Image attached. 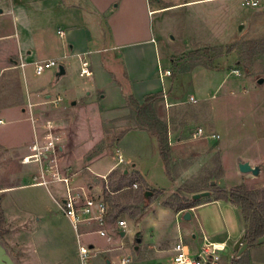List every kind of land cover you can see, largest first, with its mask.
I'll list each match as a JSON object with an SVG mask.
<instances>
[{"label":"crops","instance_id":"crops-1","mask_svg":"<svg viewBox=\"0 0 264 264\" xmlns=\"http://www.w3.org/2000/svg\"><path fill=\"white\" fill-rule=\"evenodd\" d=\"M234 4V0H0V74L11 72L16 78L15 87L7 85L6 81L1 83L0 89H3L4 93L0 94V98L5 99L0 101V128L13 125L15 128L11 130L13 134L14 132L20 134V137L17 136L19 140L15 139L16 144L9 146L0 141V147H3L7 154L13 150H21L20 154L27 158L26 160L33 158L32 168L27 173L28 177L34 174L39 164L33 145L35 140H39V134H43L44 131V124L39 116L35 117L34 114L41 116V112L50 110L53 117L49 122L52 123L59 152L65 151V139L66 144L71 147L69 158L67 157L69 168L76 170L84 168L85 178H82L86 180L88 177L89 179L95 177L97 181L77 187L76 183L80 180L78 174L64 173L63 176L68 177L74 191L80 190L79 194L84 198L104 200L105 195L111 190L110 175L114 172L124 174V171H127V174H124L126 177L134 174L150 188L161 191L147 209L145 208L142 219L125 230L117 227L118 220L115 224L104 220L103 225L106 228H100L96 221L80 217L78 224L83 233L93 231L98 233L102 229L105 234H98L105 238L108 244L104 252L94 244H88L92 250L87 264H90L89 261L92 264H110L115 260L120 261L122 257H130L132 264H136V261H143L146 264H171L173 246L179 240L188 243L193 250L198 246L201 238L192 233V228L186 226L181 232L178 227L177 220L184 211L175 213L163 204L170 194L179 188L183 178L197 176L209 166L206 160L211 158L213 153L208 151L196 154L190 166L182 170L178 178L171 180L159 156L155 138L146 131L133 128L128 99L133 97L142 104L148 95L162 93L163 98L167 97L166 81L169 74L166 75L165 72H169V65L161 61L156 46L154 15L159 16L160 24L164 22L167 25L168 21L173 19L165 17L161 19L163 13L183 11L187 20L186 25H190L193 17H201L203 12L210 11L212 14L210 17L216 21L215 27L222 26V32L229 33L234 26ZM45 61H55L57 66L36 74V64ZM84 62L88 64V74L81 75ZM60 67L63 68L64 74L58 77ZM35 74L43 75L37 84L32 81ZM75 78L80 81L77 82ZM81 78H86V81ZM222 83L219 82L214 92L220 89ZM49 85L54 86L51 90L56 91V100H49L52 96L45 89ZM5 96L11 99L6 100ZM210 124L211 133L208 134L199 127L192 135L200 129L204 135L201 139L216 140L211 138L212 135H216L218 128L213 110ZM167 125L172 154L175 145L181 144L180 136L183 129L181 126L171 129L169 123ZM109 131L120 133L126 131L121 139L114 143V155L90 157L93 148L103 139L105 133L110 134ZM70 136L74 139L73 144L69 145L67 138ZM130 138L139 141L132 151L123 144ZM140 142H145L147 147H150L148 149L151 152L147 158L142 155ZM119 158L122 159L121 163ZM244 161L254 163V159ZM238 162L239 160H236L235 175L241 177L240 181H243L248 177L238 171ZM259 163L261 161L257 164ZM260 170L264 176L262 166ZM225 180L226 169L222 157V176L213 182L220 188H234L226 187ZM21 186L36 185L3 186L1 192L8 193ZM123 192L120 190L115 193L118 195ZM212 206H216L220 214L226 209L236 214L239 230L237 236L233 238L235 243L244 235L245 224L239 208L228 202L207 203L201 199L199 205L187 210L191 216L189 221L194 217V212ZM202 226H200L202 239L226 245L230 241L228 233L214 236L215 232L212 230L211 238L206 236ZM128 230L130 233L126 239ZM184 233L190 234L192 241L186 242ZM136 234L140 235V243L135 245ZM243 243H246L245 239ZM262 248L264 246L258 244L247 247L245 251H260ZM129 249L137 253L135 258H132ZM100 252L102 261L98 259ZM228 256L232 257L233 253ZM228 256L226 258H229ZM222 258V255L217 256L216 264ZM257 261L259 260L250 256L249 264H260Z\"/></svg>","mask_w":264,"mask_h":264},{"label":"rangeland","instance_id":"rangeland-1","mask_svg":"<svg viewBox=\"0 0 264 264\" xmlns=\"http://www.w3.org/2000/svg\"><path fill=\"white\" fill-rule=\"evenodd\" d=\"M234 1V26L229 33L222 32V26L215 27L216 21L210 17L212 16L210 11L203 12L201 17H193L194 20L190 25H186L187 20L183 11L163 13L161 19L162 17L173 19V21L169 20L167 25L164 22L160 24L159 16L154 15L156 46L159 49L161 61L169 65V75L166 81L167 97L163 98L161 103L160 116L169 123L171 129L176 126H181L183 129L180 136L181 144L175 145L171 154L170 179L178 178L179 173L186 170L195 160L196 154L208 151L213 153L211 158L206 160L209 166L197 176L183 178L179 188L170 194L166 202L172 201V196L177 191L204 188L210 178L217 179L222 176V157H224L226 169L224 183L226 187L245 185L255 190L264 186V176L261 170L257 177L244 174L248 178L243 181H240L241 177L235 175L236 160L247 162L244 159H254V163H250L251 166H259V168L262 166L264 172V83L258 84V80H264V0H251L256 1L254 2L257 3L255 7L248 4L246 0ZM216 49H220L219 52ZM198 62L205 66H195ZM47 70L51 69L45 71ZM42 77L43 75L35 74L32 81L37 84ZM75 79L77 82L80 81L78 78ZM82 80L86 81V78ZM4 81L8 83L7 85L16 86V78L11 72L0 74V87ZM219 82H223V85L217 92H214ZM21 84H23L22 78ZM52 87L54 86L45 87L48 90L47 93L52 96L49 99L51 101L56 100L57 94L56 91L51 90ZM2 93L4 90L0 89V94ZM5 97L6 100L11 99ZM2 99L0 98V101ZM212 110L218 124L216 132L218 138L216 140L193 139L192 132L196 128L200 127L206 133H211ZM49 111L44 110L41 116L36 113L34 115L39 116L40 121L45 124L53 117ZM12 128L13 125L0 128V141L9 146L16 144L20 137L17 132L13 134ZM109 133V135L105 133L103 139L97 144L101 145L103 151L96 154L95 158L114 155V139L120 132L109 131ZM42 137L43 134H39L38 139L41 141ZM73 139L72 136L67 138L69 145L73 144ZM136 142L139 141L130 138L123 144L129 151H132L138 145ZM139 144V147H142V155L147 158L151 152L148 149L150 147H147L145 142ZM64 145L65 151L62 153L58 151L56 155L61 175L68 172L78 174L80 180L76 183L77 187L96 183L95 177H90V179L88 177L86 180L82 178L84 168L77 170L69 168L67 159L71 147L69 148L66 144V139ZM20 151L13 150L7 154L5 149L0 147V243L13 262L15 264H80L77 256L78 241L82 246L92 243L104 252L108 248L105 238L101 237L97 231L83 233L79 224L75 231L68 218L58 208L55 201H60L64 197L65 186L62 183L52 182L50 175L46 174V179L50 181L46 187L21 186L8 193L1 192L3 186L33 185L38 181L36 178L40 167L38 166V170L28 177L27 172L32 168L33 158L26 160L27 158L22 157ZM257 161L261 163L258 165ZM125 184L130 185L125 191L131 199H122L119 202L122 207L137 208L145 212L139 200L140 191L149 189L150 204L161 193L147 186L140 177L134 174L126 178ZM133 184L136 188H132ZM79 191L76 189L74 193L79 194ZM182 195L191 198V194H186V192H182ZM206 199L204 198V201ZM130 212L138 211L128 209L120 214L115 222L125 220L127 228H130L145 215L142 212L137 219L130 220ZM193 214L191 221H185L181 216L177 220L178 227L181 232L186 226L192 228V233L196 234L197 238H201L200 242L197 247H194L195 250L188 243L182 242L193 254H198L203 243V234L200 229L202 224L204 234L210 238L212 230L213 233L215 232L214 236L228 233L230 241L227 245L225 244L227 251L220 254L223 258L218 264H231V260L238 257L232 250L233 238L237 236L239 230L236 214L229 209L225 212L221 211L220 214L216 206L199 210ZM100 228L106 227L100 225ZM129 233L128 230L126 239ZM183 236L186 242L192 241L190 234L184 233ZM259 245L264 246V240ZM102 252L98 254L99 260L102 258ZM129 252L132 258L136 257V252L130 249ZM232 253L233 256L229 257L228 255ZM243 254L248 260L252 256L259 260L257 263L264 264V248L260 251H245ZM89 262L92 264L91 261ZM118 263L119 260L113 262V264ZM135 263L146 264L143 261Z\"/></svg>","mask_w":264,"mask_h":264},{"label":"trees","instance_id":"trees-1","mask_svg":"<svg viewBox=\"0 0 264 264\" xmlns=\"http://www.w3.org/2000/svg\"><path fill=\"white\" fill-rule=\"evenodd\" d=\"M219 52L218 49H216ZM231 52V51H229ZM220 56L219 54L217 55ZM205 66L203 63L198 62L195 66ZM163 101V94L158 93L154 95H148L144 98L142 104H139L133 97L128 99V105L130 108V120L132 121L133 128L137 130L146 131L153 138H155L159 156L165 167L167 175L170 176L171 166V148L168 139V125L167 122L160 116L161 103ZM126 131L121 132L115 137L114 143H117ZM101 145H96L90 153V157H94L96 154L102 152ZM110 181L112 183L111 190L104 197L103 202L107 206V214L104 220L107 223H115V220L120 214L128 209H134L138 212H130V220L137 219L143 212L137 208H127L120 205L122 199L129 200L131 196L126 193L125 190L129 188V184L126 183V175L123 173L114 172L110 175ZM214 179L210 178L207 181V186L202 189L189 190V191H177L172 196V201H167L163 204L164 207L169 208L175 213L181 211H187L191 208L199 205V200H192L182 195V192L186 194H195L203 191L211 192V195L207 197L206 202L212 201H225L233 206L239 208L244 224L245 235L244 239L248 247H254L257 245L258 240L264 239V186L260 189L251 190L245 185L234 187L231 189L220 188L216 184L211 185ZM123 190L121 195H116L115 192ZM149 189H143L140 191L139 200L144 208L150 205V198L146 196L149 193ZM114 193V195H112ZM136 238H140L139 234H136ZM137 242L134 244L136 245ZM231 264H249V260L245 254L238 256L236 259L231 260Z\"/></svg>","mask_w":264,"mask_h":264},{"label":"built area","instance_id":"built-area-1","mask_svg":"<svg viewBox=\"0 0 264 264\" xmlns=\"http://www.w3.org/2000/svg\"><path fill=\"white\" fill-rule=\"evenodd\" d=\"M248 4L253 7L256 6L251 0H246ZM22 67L23 64L21 63ZM57 63L55 61H45L38 63L35 66L36 74H41L46 69L56 67ZM81 75L88 74V64L83 63V68L81 70ZM166 75L169 72H165ZM191 101L193 99L191 98ZM43 137L42 140H35L33 145L35 156L39 164V175L33 185L47 186L50 181L46 179V174L50 175L52 182L62 183L65 186L64 197L60 201H55L58 208L62 211L66 218L70 221L73 226V229L77 230V225L79 223L80 217L87 220L96 221L101 226L104 224V218L107 214V206L103 200L95 201L90 198H84L82 195L75 194L73 188L70 186V181L68 177L61 175L58 168L57 161V152L58 143L54 134L52 123L47 121L43 125ZM204 135L200 129L196 133H193L192 137L202 138ZM211 138L217 139V135H212ZM119 162H122V159L119 158ZM133 188H136V185L133 184ZM117 227L125 230L127 228V223L124 220L117 221ZM100 235H104V231L100 229L98 231ZM78 237V236H77ZM226 245L225 243L211 242L210 240L203 238V243L200 247L198 254H193L187 245L182 241H178L173 246V256L171 264H216V258L221 253L225 252ZM90 249L87 245L82 246L78 241V256L80 264H87L88 259L90 258ZM113 264V263H110ZM118 264H132L130 257H122Z\"/></svg>","mask_w":264,"mask_h":264},{"label":"water","instance_id":"water-1","mask_svg":"<svg viewBox=\"0 0 264 264\" xmlns=\"http://www.w3.org/2000/svg\"><path fill=\"white\" fill-rule=\"evenodd\" d=\"M64 74L63 68H59V71L57 73V76L60 77ZM264 80L260 79L258 80V84H263ZM237 168L238 171L241 174H251L255 177H257L260 173V168L257 166H251L250 163L248 162H241L239 161L237 163ZM124 174H127V171H124ZM215 184L214 182L211 183V185ZM211 195V192L209 191H203L199 193H195L191 195V199L196 201V200H201L204 198H207ZM146 196H150V193H146ZM183 220L189 221L191 219L189 211H184L182 215ZM122 235L124 234L123 232L121 233ZM264 239L261 238L258 240V244H260ZM244 241V235H242L233 245V253H235L237 256H241L243 252L247 249L248 245L247 243H243ZM137 243H140V239H136ZM91 248V247H90ZM137 249V247H136ZM0 264H15L13 260L10 258V256L7 254L6 249L3 247V245L0 243Z\"/></svg>","mask_w":264,"mask_h":264}]
</instances>
